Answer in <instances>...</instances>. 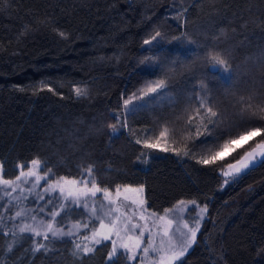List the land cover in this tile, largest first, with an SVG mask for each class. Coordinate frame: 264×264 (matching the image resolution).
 Returning a JSON list of instances; mask_svg holds the SVG:
<instances>
[{"label":"trees","instance_id":"obj_1","mask_svg":"<svg viewBox=\"0 0 264 264\" xmlns=\"http://www.w3.org/2000/svg\"><path fill=\"white\" fill-rule=\"evenodd\" d=\"M156 31L161 39L146 50L143 41ZM213 49L229 53L234 72L227 83L203 70ZM152 55L158 67L150 75L141 61ZM157 79L167 90L128 118L135 135L110 136L107 126L116 123L110 113ZM41 82L62 95L34 92ZM74 86H86L88 96L78 97ZM196 96L218 113L209 146L264 130V0H0V164L6 178L18 174V161L37 156L52 179L78 177L91 163L102 186L144 185L150 210L162 212L178 199L208 205L182 264H264V162L220 189V170L195 161L203 144L182 158L134 143L146 128L154 138L165 120L197 108ZM261 138L243 143L240 155ZM71 215L81 218L82 212ZM12 242L0 231V264H107L108 243L78 258L68 239L36 254L26 251L31 238L9 252ZM114 264L127 262L118 257Z\"/></svg>","mask_w":264,"mask_h":264},{"label":"snow or ice","instance_id":"obj_2","mask_svg":"<svg viewBox=\"0 0 264 264\" xmlns=\"http://www.w3.org/2000/svg\"><path fill=\"white\" fill-rule=\"evenodd\" d=\"M58 35L68 38L65 32H58ZM159 39L161 32L156 31L143 41V47L151 51ZM179 39L173 37L174 41ZM203 63L205 73L226 83L231 81L234 69L230 66L227 51L213 49L203 58ZM141 67L151 75L158 67L157 58L154 55L145 56ZM193 88L203 89V85H194ZM45 90L62 95L51 82H41L34 92ZM166 90L165 80L157 79L147 82L138 94L124 98L121 110L110 113L116 123L108 124L109 135L115 137L125 130L135 135L128 118L151 102L163 99ZM73 91L78 97H87L89 94L86 86H74ZM194 99L198 102L197 108L186 107L175 119L165 120L154 138L148 137L152 129L146 128L144 137L135 139L134 143L145 149L170 152L182 158L192 157L196 145L203 144L201 155L194 157L196 163L216 166L226 178V185L236 182L258 163L264 162V138L255 143L250 151L240 155L244 145L239 141L249 144L258 136L264 137L261 128L245 130L234 138L224 139L222 144L212 143L209 146V141L215 139L213 132L218 113L213 107L206 106L209 103L206 97L196 96ZM191 129H195L194 135ZM177 143L184 146L177 147ZM229 158L233 162H229ZM44 164L39 156L30 161H18V174L12 178H6L3 165L0 164V200L9 201L2 207L14 206L19 209L13 216L0 213V224L8 229L3 232V236L13 238V242L7 245L9 252L22 245L25 239L31 238L32 246L26 249L27 252L48 253L53 251L51 245L67 237L73 244L71 254L78 258L93 253L96 246L107 242L111 244L106 257L107 264H114L118 257H123L127 264H136L137 261L140 264H182L208 218V205H201L195 198L178 199L163 208L162 213L159 209L150 210L147 198L142 195L144 185L102 186L93 175L95 166L91 163L80 168L78 177L60 175L54 180L52 169L43 172ZM41 182L47 186L37 191ZM30 197L32 200H29ZM26 201L37 205L42 201L44 203L41 207H28ZM77 209L82 210L84 218L69 223L71 214ZM193 212L195 215H190ZM173 213L176 218H169ZM10 221H16L12 228H8ZM82 230L85 233L83 235Z\"/></svg>","mask_w":264,"mask_h":264},{"label":"rangeland","instance_id":"obj_3","mask_svg":"<svg viewBox=\"0 0 264 264\" xmlns=\"http://www.w3.org/2000/svg\"><path fill=\"white\" fill-rule=\"evenodd\" d=\"M239 143H240V144H243L244 141L241 140V141H239ZM219 174H220V177H221L220 189H222L223 187L226 186V184L224 183V181H225L226 178L222 176L221 172H219ZM41 175H43V173H41ZM53 180H54V179H53ZM46 186H47V185H46L44 182H41V186H40V188L37 189V191H42V189H43L44 187H46ZM142 195H144V193H142ZM29 200H32V198L30 197ZM186 200H187V199H186ZM7 203H9V201H8L7 199H5V200H0V213H4L6 216H13V215H15V212L18 211L19 209H18L17 207H14V206H13V207H10V208H4V207H2V205H5V204H7ZM43 203H44V202L42 201L39 205H37V204H35L34 202H32V203H29V201H26V202H25L26 206H28V207H41V206H43ZM78 210H80V211L82 212L81 209H78ZM161 213H162V212H161ZM190 215H195V213L193 212V213H191ZM46 218H47V217H46ZM83 218H84L83 215H82L81 218H80V217H73V215H71V217H70V219L68 220V222H69V223H74L75 221H77V220H81V219H83ZM169 218H173V219H175V218H176V214L173 213L172 215H170ZM15 223H16V221H10V222H8V228H12L13 225H14ZM7 230H8V229L4 228V225H3V224H0V231H1V232L7 231ZM81 234H82V235L85 234V233L83 232V230H82ZM88 234H90V232H89ZM64 239H68V240H70V238H67V237H65ZM105 243H107V242H105ZM108 245H109V249H108V251H109V250L111 249V244L108 243ZM98 246H99V245H98ZM136 264H140V262L137 261Z\"/></svg>","mask_w":264,"mask_h":264}]
</instances>
